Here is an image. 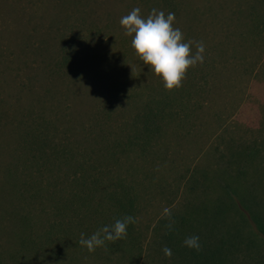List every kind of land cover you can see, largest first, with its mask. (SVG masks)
Returning a JSON list of instances; mask_svg holds the SVG:
<instances>
[{
  "label": "rangeland",
  "instance_id": "rangeland-1",
  "mask_svg": "<svg viewBox=\"0 0 264 264\" xmlns=\"http://www.w3.org/2000/svg\"><path fill=\"white\" fill-rule=\"evenodd\" d=\"M173 2L204 59L166 89L119 23L162 10L148 0H0V264H264V2ZM115 84L129 97L111 111ZM164 92L175 114L147 150L102 159L103 134ZM117 181L137 192V242L89 252Z\"/></svg>",
  "mask_w": 264,
  "mask_h": 264
},
{
  "label": "clouds",
  "instance_id": "clouds-1",
  "mask_svg": "<svg viewBox=\"0 0 264 264\" xmlns=\"http://www.w3.org/2000/svg\"><path fill=\"white\" fill-rule=\"evenodd\" d=\"M140 11L139 7H134L121 16L119 21L125 32L132 34L131 47L143 64L148 66L149 71L160 77L164 88L179 87L187 68L203 62V43L183 39L180 28L173 27V12L165 14L163 10L152 8L147 16H142ZM163 213L170 214L167 208ZM135 223L136 217L126 214L111 224L102 225L88 236L82 232L78 243L92 252L97 247L104 246L106 240L122 239L127 234V226ZM168 227L171 228V225ZM182 244L199 249V236H186ZM162 251L166 256L172 255V249L167 246Z\"/></svg>",
  "mask_w": 264,
  "mask_h": 264
},
{
  "label": "trees",
  "instance_id": "trees-1",
  "mask_svg": "<svg viewBox=\"0 0 264 264\" xmlns=\"http://www.w3.org/2000/svg\"><path fill=\"white\" fill-rule=\"evenodd\" d=\"M173 1L174 0H148V4L152 3V6H158L162 10L166 9L167 12H165V14L171 11L175 14V17H177L178 10H181V7L178 3ZM260 1L264 2V0ZM188 72L189 70L187 71V76L190 73ZM115 85L116 86L107 87L105 93V97L109 100L106 106L108 108L111 106V111L116 102L123 104V100L126 99V97H129L126 88L120 87L117 84ZM175 93L177 92L171 90L173 96ZM113 98H119V100H114ZM176 101L177 99L175 98L171 99L166 97L165 92L163 95L157 93L155 96H151L146 102L141 101V106L135 107L133 115L126 122H115V126H111L110 130L103 134L102 138L104 141L102 142L104 144L103 147H100L101 158L111 162L115 160L114 158H116L119 153H129L132 151L133 147L137 146L142 152H145V150H147V141H149L153 135L161 133L164 120L175 114V111H172L173 115H171L170 111L175 109ZM177 117L180 116L176 114L175 119ZM116 161H119V159H116ZM82 166L83 163L81 164V167ZM104 193L106 194L105 201L98 203L97 205V211L101 208L105 211V208L110 207V213L107 215L104 224H111L115 219L126 214L133 215L134 217L137 216L136 214L139 210L138 197L136 194L137 192H135V186L132 183L127 181H117L115 185L109 188V190L106 189ZM22 194H25V191L22 192ZM89 204L91 205V202H89ZM251 214L258 229L264 234V220L260 215L255 214L252 211ZM23 221L25 222V219H23ZM135 224H129L127 226L126 235H131L132 238L134 236V241L137 242V237L134 235L136 232Z\"/></svg>",
  "mask_w": 264,
  "mask_h": 264
}]
</instances>
